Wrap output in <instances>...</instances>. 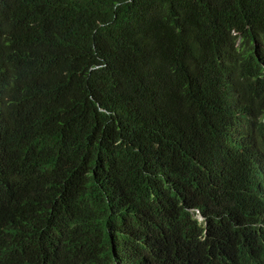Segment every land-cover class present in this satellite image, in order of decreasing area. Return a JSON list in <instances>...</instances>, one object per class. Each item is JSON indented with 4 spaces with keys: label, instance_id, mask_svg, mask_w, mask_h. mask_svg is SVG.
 Masks as SVG:
<instances>
[{
    "label": "trees",
    "instance_id": "1",
    "mask_svg": "<svg viewBox=\"0 0 264 264\" xmlns=\"http://www.w3.org/2000/svg\"><path fill=\"white\" fill-rule=\"evenodd\" d=\"M262 186L264 0H0V264H246Z\"/></svg>",
    "mask_w": 264,
    "mask_h": 264
},
{
    "label": "clouds",
    "instance_id": "2",
    "mask_svg": "<svg viewBox=\"0 0 264 264\" xmlns=\"http://www.w3.org/2000/svg\"><path fill=\"white\" fill-rule=\"evenodd\" d=\"M262 189L264 190V186H262ZM196 218H198L199 220H203V217L201 215L196 216ZM257 224L264 227V223L259 222ZM251 227L256 228V226L254 225L249 226V228ZM206 233L207 231L203 232V236H201L203 237V239H205ZM246 264H264V252L250 256V258L247 259Z\"/></svg>",
    "mask_w": 264,
    "mask_h": 264
}]
</instances>
